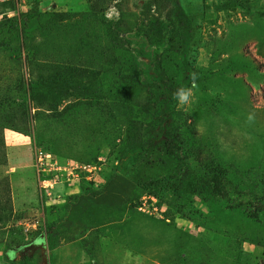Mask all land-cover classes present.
<instances>
[{"label":"rangeland","instance_id":"obj_1","mask_svg":"<svg viewBox=\"0 0 264 264\" xmlns=\"http://www.w3.org/2000/svg\"><path fill=\"white\" fill-rule=\"evenodd\" d=\"M135 2L160 4L148 27L167 29L119 42ZM194 73L179 105L173 86ZM145 87L182 141L158 169L131 155L134 177L161 176L150 185L119 165L131 118H150L133 103ZM35 145L100 166L61 185L45 215ZM55 226L75 238L52 251ZM107 240L131 264H264V0H0V264H106Z\"/></svg>","mask_w":264,"mask_h":264},{"label":"trees","instance_id":"obj_2","mask_svg":"<svg viewBox=\"0 0 264 264\" xmlns=\"http://www.w3.org/2000/svg\"><path fill=\"white\" fill-rule=\"evenodd\" d=\"M139 8V10H137ZM144 9L143 13L141 11ZM171 13L177 12L183 14L178 7H171ZM126 12L121 18L117 20V27L122 31L119 33L122 35L119 42H125L123 33L130 31H142V25L145 26L144 35L148 40H152L154 36L162 35V32L167 28L162 26L161 18L157 17L154 25L148 27L149 21L153 20V15L161 10V5L158 4L155 11L152 9V5L148 2L142 4L135 2L133 5L128 4L125 8ZM154 12V14H152ZM141 13V15H140ZM155 38V37H154ZM160 68V65H158ZM179 87L173 86L174 92ZM145 91V92H144ZM141 90L133 97V103L137 108L145 115L149 116V119L145 118H131L129 125V134L125 146L120 150L119 165L121 168L120 177H133V181L139 184H153L161 179V176H155L148 178V176L134 177L132 169L134 167V158L131 155L142 157V168L145 170H154L166 165L167 158L177 157L181 154V139L177 134L170 136L164 135L167 126L172 125L173 119L171 113L162 109L163 102L159 101V96L154 91H149L148 87ZM158 126V131L153 133L151 131V125ZM152 137L150 141H146L147 137ZM169 171L167 174L169 175ZM179 171L173 172V177H169L176 181ZM96 227L90 228L89 232ZM86 233L80 234V237H84ZM74 235L68 231L62 232L60 226H55L47 231V240L50 250H54L57 246L73 240Z\"/></svg>","mask_w":264,"mask_h":264},{"label":"built area","instance_id":"obj_3","mask_svg":"<svg viewBox=\"0 0 264 264\" xmlns=\"http://www.w3.org/2000/svg\"><path fill=\"white\" fill-rule=\"evenodd\" d=\"M34 154V166L38 175L40 190L44 195V203L41 208L44 215L47 212H57L61 207V202L59 201L61 195L59 187L61 185L78 181L82 170H85L89 174V178L87 179L95 177L100 170V166L97 167L92 163H80L74 159L69 160L66 156L57 155L38 145L34 146ZM64 174H66V177L61 178ZM149 198L152 200L149 209L151 205L157 209V197L151 195ZM38 225V221L27 223L25 232L29 231L31 227L37 228Z\"/></svg>","mask_w":264,"mask_h":264},{"label":"crops","instance_id":"obj_4","mask_svg":"<svg viewBox=\"0 0 264 264\" xmlns=\"http://www.w3.org/2000/svg\"><path fill=\"white\" fill-rule=\"evenodd\" d=\"M107 245H105V250L109 258L106 259V264H114L116 259L119 260V264H131V251L124 244L115 243V241L107 240Z\"/></svg>","mask_w":264,"mask_h":264},{"label":"clouds","instance_id":"obj_5","mask_svg":"<svg viewBox=\"0 0 264 264\" xmlns=\"http://www.w3.org/2000/svg\"><path fill=\"white\" fill-rule=\"evenodd\" d=\"M107 18L112 19L111 12L107 14ZM191 78L193 79L192 87L182 86L178 88L177 91L173 94V98L177 100L179 105L189 104L192 100V97L194 95L193 89L196 87V84H195L196 74L194 73ZM253 119L254 117L250 115L249 120H253Z\"/></svg>","mask_w":264,"mask_h":264}]
</instances>
